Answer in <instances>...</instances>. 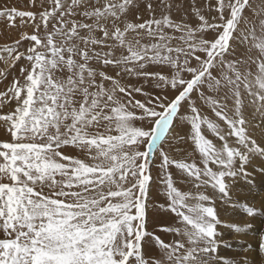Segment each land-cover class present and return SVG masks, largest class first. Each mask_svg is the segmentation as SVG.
I'll list each match as a JSON object with an SVG mask.
<instances>
[{
	"label": "snow or ice",
	"instance_id": "obj_1",
	"mask_svg": "<svg viewBox=\"0 0 264 264\" xmlns=\"http://www.w3.org/2000/svg\"><path fill=\"white\" fill-rule=\"evenodd\" d=\"M0 65V264H239L264 0H0Z\"/></svg>",
	"mask_w": 264,
	"mask_h": 264
},
{
	"label": "rangeland",
	"instance_id": "obj_2",
	"mask_svg": "<svg viewBox=\"0 0 264 264\" xmlns=\"http://www.w3.org/2000/svg\"><path fill=\"white\" fill-rule=\"evenodd\" d=\"M13 2L18 3L21 6L23 5V0H13ZM14 74L18 75V69ZM11 81H12V76H9L7 80L0 82V91L6 90V88L11 83ZM252 179L254 180V184L251 186V189L249 188L248 185H245L242 181L238 184L241 187V191L237 192L239 193V195L235 197L237 202L235 204L236 206L234 207L235 208L237 207V211L234 210V207H228V206L221 207L219 206L218 203V211H219L220 219L222 221H225L228 224L235 223L240 226L251 225V227L248 230L244 231V233L249 232L250 234H252V236H255V239L253 237L252 238L253 240H250L249 242L247 239H242L241 238L242 236L239 233H236L230 227H225L223 225L218 226V231L223 233L221 239L227 242V246H222L220 248L219 255L225 260L239 262V264H242V261L245 259V257L251 262L252 261L258 262L260 260V254L258 253L257 250V246H258L257 242H259L258 240L260 238V234L264 233V206L261 207L259 204H256V200L258 197H260L258 201L264 202V190H263V195L259 196L256 190L258 188L256 185L257 184L256 181L258 180L260 181L264 179H262L259 176V174L256 173L252 175ZM253 199H255V201ZM243 204H248L249 206L254 205L257 210V215L255 217H246L247 214L242 207ZM232 210H234L236 213H234V211ZM238 216L240 217L239 219L240 221L234 220L238 218ZM243 219L245 221L241 222V220ZM254 228L255 229L257 228V230L255 231ZM164 238L166 240L171 239L170 236H165ZM245 244L247 245V247H245ZM243 248H245L247 252H244Z\"/></svg>",
	"mask_w": 264,
	"mask_h": 264
},
{
	"label": "bare ground",
	"instance_id": "obj_3",
	"mask_svg": "<svg viewBox=\"0 0 264 264\" xmlns=\"http://www.w3.org/2000/svg\"><path fill=\"white\" fill-rule=\"evenodd\" d=\"M0 66H2V65H0ZM3 84V83H2ZM257 162H258V160H257ZM257 182V193L259 194V196H262L263 195V190H264V180H258V181H256ZM236 187V192H240L241 191V187L239 186V185H237V186H235ZM258 196V195H257ZM260 199V197H258L257 198V200H256V204H259L261 207L262 206H264V202H262V201H258ZM254 201H255V199H253ZM253 200H251V201H253ZM251 203V202H250ZM249 203V204H250ZM236 206V205H235ZM234 210L235 211H237V207L235 208L234 207ZM234 210H232V211H234ZM234 211V213H236ZM245 214V213H244ZM235 215H238V214H235ZM235 217V216H234ZM246 217H248V216H246ZM245 218V217H244ZM240 219V217L238 216V218H236V219H234V220H237V221H240L239 220ZM243 221H245L244 219L243 220H241V222H243ZM261 225V224H260ZM259 225V226H260ZM258 228V227H257ZM257 228L255 229V231L257 230ZM259 230V229H258ZM254 231V232H255ZM251 232H252V230H251ZM262 232V231H261ZM242 237V239H247L249 242H250V240H253L252 238L254 237V239H255V236H252V234H250L249 232H247V233H244V232H241V233H239ZM260 234V233H259ZM261 235V234H260ZM259 241V240H258ZM257 244H258V242H257ZM245 247H247V245L245 244ZM244 249V252H247V250L245 249V248H243ZM246 258V257H245ZM241 260V259H240ZM235 262V261H234ZM251 262V261H250Z\"/></svg>",
	"mask_w": 264,
	"mask_h": 264
}]
</instances>
